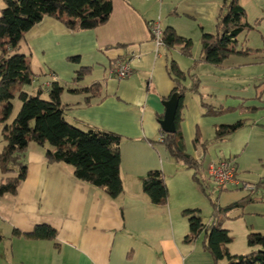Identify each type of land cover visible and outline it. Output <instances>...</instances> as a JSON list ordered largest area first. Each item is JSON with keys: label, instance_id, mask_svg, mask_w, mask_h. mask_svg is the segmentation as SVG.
I'll use <instances>...</instances> for the list:
<instances>
[{"label": "crops", "instance_id": "crops-1", "mask_svg": "<svg viewBox=\"0 0 264 264\" xmlns=\"http://www.w3.org/2000/svg\"><path fill=\"white\" fill-rule=\"evenodd\" d=\"M221 2L112 0L109 19L93 29L73 31L46 16L25 33V59L34 72L32 84L46 86L54 73L68 88L80 66L91 69L87 84H101L105 98L87 106L75 105L82 100V95L66 92L64 101L72 104L66 115L78 128L92 127L121 135L123 191L116 199L107 197L96 187L76 179L69 165L49 162L44 156V147L31 144L25 156L26 177L15 194L0 196L3 224L0 245H4L3 251L9 255L0 253V264H213L211 255L203 248L202 235L189 243L183 241L188 233V222L182 210L197 207L202 213L201 186L192 179V170L174 160L159 139V121L165 111L163 101L174 88L168 71L170 62L175 61L185 71L180 63L185 67L188 60L194 59L184 57L179 48L157 44L150 24L158 22L162 29L171 26L177 34L197 43L194 58L198 59L201 35L214 32ZM239 4L245 10V20L253 24L239 36L240 47L247 46L256 52L250 56L233 55L224 67L238 68L244 74L252 69L260 70L255 72L257 77L251 82L255 92L246 96L245 86L231 89L226 82L227 95H231L229 90H238L239 94L234 96L241 101L215 105L209 100L211 93H204L208 89L203 87V93L199 91L203 94L199 105L201 118L212 119L209 123L212 138L219 125L238 120L244 124L222 140L208 142L212 138H203L200 117L195 118L200 124H196L193 132L185 131L192 96L188 99L185 94L181 110L185 149L198 161L202 163L204 158L203 154L200 159L197 150L203 141L208 142L206 151L210 144L233 145L232 150L208 161L203 169L204 185H213L215 197L212 199L220 209L242 200L251 190L246 191L235 183L221 189L216 187L207 171L211 163L232 158L241 181L255 184L264 179V0H239ZM71 56H78V63L69 60ZM115 61L128 62L131 75L123 78L110 75L109 69ZM200 99L215 109H229L205 115ZM240 108H244L241 116L225 117ZM185 134H190L191 141L199 134L195 153L188 149ZM150 170L163 173L168 190L165 205L152 203L142 191V178ZM251 196L254 200L241 207L220 210L213 217L211 205L210 214H206L205 220L202 218L207 223H220L233 236L227 244L232 254L250 251L246 243L249 234L264 235V184ZM37 224L56 230L57 246L52 240L12 235L13 229L28 232Z\"/></svg>", "mask_w": 264, "mask_h": 264}, {"label": "trees", "instance_id": "trees-1", "mask_svg": "<svg viewBox=\"0 0 264 264\" xmlns=\"http://www.w3.org/2000/svg\"><path fill=\"white\" fill-rule=\"evenodd\" d=\"M2 1L0 123L5 144L0 150V196L17 192L18 186L26 177V152L31 144H37L44 147V156L49 162L69 165L76 179L96 187L107 197L116 199L123 191L119 150L121 135L104 129L92 127L81 129L72 125L66 115L67 108L72 104L62 99L65 86L57 79H51L48 86H36L34 92L27 90L25 86L32 85L34 72L25 59L23 44L25 33L46 16L56 19L73 31L100 26L112 13V0ZM245 15L239 0H222L215 16L214 32H204L201 35V50L197 61L224 67L233 55L255 54V50L247 46L240 47L239 44V36L253 27V24L245 20ZM159 45L179 48L182 54L191 56V39L177 34L171 26L163 29ZM69 60L78 63L79 59L78 56H71ZM168 71L174 82L172 93L177 92L179 96L174 118L176 130L173 133H165L161 128V141L174 160L183 162L192 170V179L205 192L204 180L198 176L201 162L186 152L181 132L184 96L188 91L199 92V80L195 73L190 70L183 71L173 60ZM90 72V67L80 66L72 79V85L66 88V92L82 95V100L77 101L75 105L87 106L105 98L106 94L100 83L87 84ZM187 78L191 80L189 86L185 84ZM16 97L20 101V107L15 117L8 122L13 110V99ZM201 106L205 115H216L229 109L223 107L215 109L203 100ZM243 124L244 121L238 120L232 124L217 126L214 137L208 142L222 140ZM193 141L197 146L199 134L195 135ZM208 142L203 141L201 146L199 145L203 152L206 151ZM262 184L264 179L254 184L249 195L224 209H220L216 200L207 193L212 205V217L220 210L227 211L233 207H241L254 200L251 195ZM141 186L143 193L152 203L166 204L168 190L160 170L148 171L142 178ZM182 215L188 222V233L183 237V241L189 243L202 235L203 248L211 255L213 264H264V235L249 234L246 243L250 251L245 254H232L227 244L232 241L233 236L220 223L203 221L200 209L197 207L183 209ZM56 234V230L46 224H37L28 232L12 230L13 236L52 240L55 246L58 244ZM1 240L2 236H0Z\"/></svg>", "mask_w": 264, "mask_h": 264}, {"label": "rangeland", "instance_id": "rangeland-1", "mask_svg": "<svg viewBox=\"0 0 264 264\" xmlns=\"http://www.w3.org/2000/svg\"><path fill=\"white\" fill-rule=\"evenodd\" d=\"M3 6V1L0 0V8ZM251 8V7H249ZM250 15V14H249ZM252 15V14H251ZM200 42V41H199ZM196 48H198V44L192 42V47H191V56L189 55H184L182 54L184 57H193L192 61L188 60L187 64H184L185 67H183V63H180V66L185 69V71L190 70L191 72L196 74L197 79L199 80V87L198 90L203 93V87L207 88L208 90L204 91V93L206 92H210L211 95L209 96V100L215 104H226L227 102H231L233 104H238L239 101H241L240 98L235 97L234 95H238V90H229V93L231 95H227V91H226V87L224 85V83L227 82V85L229 84V86H231V89H235V88H239V86H245V94L246 96H251L252 94H254V90H255V86L253 85V83H251L253 80H255V78L257 77V75H255V72H259L260 70L258 69H252L250 71H248L246 74H244V72H241L237 69H226L228 67H218L212 64H208V63H204V62H200L197 61V57L194 58V56L197 54V52L195 51ZM192 49H193V56H192ZM25 50V49H24ZM201 50V45L199 43V52ZM198 52V54H199ZM198 56V55H197ZM191 58H185L187 59H191ZM215 66V67H214ZM218 67V68H217ZM260 69V68H259ZM245 79H247V81H245ZM47 79L45 78L43 80V82L47 81ZM185 84L187 86H189L191 84V80L190 78H187L185 80ZM27 90L34 92L36 85L32 84V85H26L25 86ZM203 88V89H202ZM202 89V90H201ZM66 86H65V91L62 94V99L65 100L66 98ZM243 92V93H244ZM258 93L260 91H257ZM201 93L199 92H187L186 93V97L189 99L190 96L193 97V101L195 103V106H192L194 103L193 101H191L188 104V108H187V115H186V120H185V131L186 132H193L195 129L196 124H200L198 121H196L195 118H199L202 120L200 127H202V133H203V138H212V133H210V124H211V117H204L201 118L200 115V105H199V98L203 95H200ZM206 96V95H205ZM201 100V99H200ZM238 102V103H237ZM244 102H247L244 100ZM20 107V101L18 100V98H14L13 99V110L12 113L8 119V122H10L16 115L17 111L19 110ZM199 111V114L197 112V110ZM244 110V108H240L235 110L234 112L225 115V117H229L232 118L234 116H241V111ZM196 111V114H195ZM210 123V124H209ZM187 145H188V149L192 152L195 153L194 151V142L193 140L191 141V136L190 134H185ZM202 137V134L200 133V139ZM204 140V139H203ZM5 144V141L3 139V135H2V124L0 123V150L2 149L3 145ZM199 149V150H198ZM233 149V145H228L227 143H221V144H210L208 151H202L200 147H197V150L200 152V159L204 154V158L203 161L201 163V166L199 168V173L198 176L201 178V180L203 179V175L204 171L203 169L206 168L207 162L215 159V158H219L222 157V153L224 152H228L229 150ZM198 155V156H199ZM224 156H228V154H225ZM211 184V183H210ZM212 185V184H211ZM209 185L206 187V191H202L201 187H200V191L201 193L199 194V199L201 200V208H202V213L201 216L202 218L205 220L206 219V214H210L211 212V202L209 200V198L207 197V193H209L211 195L212 198L215 197L214 194V190L212 188V186ZM1 205V203H0ZM0 226L2 227L3 224L2 222H0ZM4 245L1 244L0 245V253L1 255H6L7 257L9 256L8 253L3 251ZM2 258L0 257V260ZM3 263V262H1Z\"/></svg>", "mask_w": 264, "mask_h": 264}, {"label": "built area", "instance_id": "built-area-1", "mask_svg": "<svg viewBox=\"0 0 264 264\" xmlns=\"http://www.w3.org/2000/svg\"><path fill=\"white\" fill-rule=\"evenodd\" d=\"M150 32L157 44L161 43V37L163 29L158 22H153L150 24ZM110 74L118 77H128L131 75L132 70L128 62L117 61L112 64L109 69ZM51 79H56V75L51 73ZM50 82L45 85H49ZM162 140V137H159ZM209 178L215 183L218 188L226 187L228 184L235 183L239 185L242 189L250 191L254 188V183L241 181L238 176V171L236 163L233 159H220L216 163H211L208 166Z\"/></svg>", "mask_w": 264, "mask_h": 264}, {"label": "water", "instance_id": "water-1", "mask_svg": "<svg viewBox=\"0 0 264 264\" xmlns=\"http://www.w3.org/2000/svg\"><path fill=\"white\" fill-rule=\"evenodd\" d=\"M178 100V93L174 92L168 99H165L163 101L165 111L163 114V118L159 121V123L165 133H173L176 130L174 118L178 106Z\"/></svg>", "mask_w": 264, "mask_h": 264}]
</instances>
